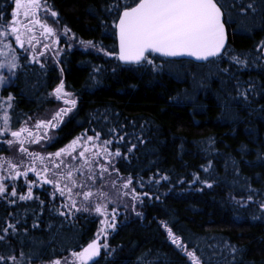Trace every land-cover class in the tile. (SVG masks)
Masks as SVG:
<instances>
[{"label": "trees", "instance_id": "1", "mask_svg": "<svg viewBox=\"0 0 264 264\" xmlns=\"http://www.w3.org/2000/svg\"><path fill=\"white\" fill-rule=\"evenodd\" d=\"M48 3L59 13L60 26L67 25L77 36L102 42L106 51L117 53L115 26L101 9L105 0H48ZM90 6L97 10L99 18L89 13ZM13 9L14 0H0L5 20H11ZM101 19L107 24H101ZM251 39L244 32L236 33L235 48L249 46ZM13 46L24 67L17 70L12 85L0 90V95L12 93L15 97L14 128L18 127L16 113L33 116V120L47 119L52 110L60 107L61 101L48 93L61 79L66 91L77 98L76 107L49 133L57 137L55 142L50 146L33 144L30 150H58L90 128L93 114L105 108L118 112L120 121L125 124L135 121L139 126L148 122L146 143L137 145L134 156L129 154L130 163L118 159L115 166L124 176H133L132 186L137 192H148L150 196L143 199L142 205L137 203L135 211L129 207L125 214L123 207L119 209L118 224L108 237L109 247L102 250L95 264H194L171 242L161 221L183 238L190 251L195 250L201 264H264V211L258 209L257 203L250 202L241 208L230 199V196L246 198L248 186L264 190V111L261 110L264 93L250 95L249 103L241 101L236 118L222 119L219 114L223 107L215 97L202 96L206 111H196L183 95L186 82L169 72L170 69L185 70V62L190 59H169L151 53L149 59L163 65L155 70L146 63L123 64L115 55L106 56L91 50L86 54L76 45L65 48L58 61L43 62L41 67L40 63L31 62L30 54L24 53L19 45ZM95 66L103 70L93 80L90 74ZM233 67L239 79L257 81L253 68L237 71ZM3 74L9 75L6 70ZM177 96L179 102H172L170 98ZM97 131L102 130L97 127ZM89 133L93 134L91 130ZM209 140L214 143L209 144ZM116 147L112 145L113 149ZM120 148L122 153L126 152L123 145ZM0 154L19 159L15 148L9 150L2 143ZM209 160L212 168L206 173L201 166H206ZM157 170L166 173L171 183H145L143 189L136 185L138 176L147 181ZM193 173H198L201 180H208L212 187L200 182L190 183ZM20 183L17 188L22 192L25 187ZM48 188L46 185V191L36 188L34 193V197L45 202L42 213L35 199L11 206V213L24 214V210H28L26 222L22 221L17 228L28 229L23 236V250L39 253L32 264L68 256L72 250L79 251V246H86L94 238L99 226L98 220L87 213L65 219L50 212ZM105 190H110L107 185ZM111 191L116 196L115 190ZM260 199H264V195L258 192L254 200ZM124 203L131 204V198L125 197ZM0 210V217H4L2 205ZM31 210H36L35 216ZM136 212L143 215L137 216ZM34 222H38L37 228L32 227ZM11 244L18 255L20 243L11 239ZM225 244L238 251L231 253ZM7 250L6 245H0V252Z\"/></svg>", "mask_w": 264, "mask_h": 264}, {"label": "snow or ice", "instance_id": "2", "mask_svg": "<svg viewBox=\"0 0 264 264\" xmlns=\"http://www.w3.org/2000/svg\"><path fill=\"white\" fill-rule=\"evenodd\" d=\"M14 4L15 7L10 14L11 20H5L4 12L0 10V57H3L0 59V90L10 87L16 78L17 70L24 67L14 44L19 45L24 53L31 54V62L40 63L43 67L39 57L45 54L57 58L60 56L61 35L68 48L75 43L82 47L86 54L91 50L106 56L115 55L125 63H146L155 70H160L163 65H157L155 61L149 59L152 52L165 57L188 55L202 61L213 58L215 62H222L227 59L229 65L235 66L237 71L249 67H264L257 64L258 60H264V40L256 44L255 54L252 51L237 53L227 44L226 28V23H239L237 17H247L249 14L255 15L264 11V0H130V2L105 0L102 11L111 18V23L118 30V53L106 51L101 46L102 42L85 40L77 36L67 25L59 28L50 25L47 22L49 16L53 20L60 17L48 0H14ZM88 11L99 18L94 7L90 6ZM101 24L106 25L107 22L101 19ZM236 31L233 29V34ZM37 45L41 46L40 50L37 49ZM25 59L28 57L25 56ZM4 70L9 75H4ZM102 70L101 66H95L90 79L95 80ZM218 71L234 81L236 89L234 100L249 103L250 95L255 97L264 93V82L258 84L252 78L241 80L230 68ZM48 95L62 101L64 106L52 110L47 119L37 117L33 120V116L23 112L16 113L15 123L18 127L15 128L12 115L15 112V97L12 93L7 96L0 95V143L6 145L9 150L15 148L19 156V159H14L0 154V201L13 206L18 202L35 199L39 204V212L42 213L45 202L38 196L34 197L33 188L46 191L47 185L52 188V191L47 193L50 198V212L65 219L78 213L102 217L99 220L100 228L86 246H79V251H69L68 256L42 262V264H95V258L100 255L101 248L109 247L107 237L110 231L116 229V217L121 214L119 209L123 207L125 214L129 207L135 211L136 204L142 205L143 199L150 196L148 192H137L136 187L132 186L133 176L131 174L124 176L115 166L118 159L130 163L129 154L134 156L137 145L146 143L145 132L148 130V122L145 121L139 126L135 121L125 124L120 121L118 112L105 108L93 114L92 121L89 122L90 128L84 129L55 152L33 151L30 150L33 144L50 146L55 142L57 137L50 135V130L57 129L64 117L77 105V98L73 93L66 91L62 79ZM170 99L174 103L179 102V96ZM261 110L264 111V106ZM97 127L102 131H97ZM90 130L92 135H89ZM212 143L214 142L209 140V144ZM113 144L117 145L114 150ZM120 145L126 148L125 153L121 152ZM201 168L207 173L212 168L211 160ZM29 173H33L35 179L29 180ZM157 175L159 179L156 178ZM192 175L194 179L190 183L200 182L209 188L212 187V183L201 180L198 173ZM21 177L24 178L23 187L27 190L18 194L16 183ZM161 181L171 183L166 173L157 170V173L147 181L138 176L136 185L143 189L145 183L158 185ZM106 185L109 191L105 190ZM111 190H115L116 196ZM258 192L264 195V190L248 186L249 194L246 198L236 199L230 196V199L241 208L247 207L250 202L257 203L258 209L264 211V199L258 202L254 200ZM125 197L131 198V204L124 203ZM57 198L61 201L58 205ZM156 199H159V196ZM27 211L24 210V214L10 212L8 213L10 219L0 217V245H6L8 249L7 252H0V264H32L34 258H39V253L31 250L26 253L23 250V236L28 233V229L17 228L22 221L26 222ZM31 211L35 216L36 210ZM136 215L142 216L143 213L136 212ZM161 224L167 230L171 242L194 264H201L195 250L190 251L183 238L177 236L167 223L161 221ZM38 226V222L32 224L33 228ZM102 238L104 243H101ZM11 239H16L21 245L18 255L16 248L11 244ZM225 247L231 253L238 251L229 244H225Z\"/></svg>", "mask_w": 264, "mask_h": 264}, {"label": "rangeland", "instance_id": "3", "mask_svg": "<svg viewBox=\"0 0 264 264\" xmlns=\"http://www.w3.org/2000/svg\"><path fill=\"white\" fill-rule=\"evenodd\" d=\"M14 7H15V4H14ZM237 19L239 20V23H226V27L229 28V30L231 31V34H230V39H232L231 44H230L231 48L237 53H244V52L252 51L253 54H255L256 44L259 41L264 40V11L257 12L255 15L249 14V16L247 17L240 16V17H237ZM47 22L50 25H53L54 27H57V28L60 27L58 21L53 20L50 16L47 18ZM241 28L246 29V30L241 31L240 30ZM233 29L237 30L235 34L244 32L247 35H249L252 38L250 45L236 49L235 48L236 46L234 45V42H233V38H235V34H233ZM76 45L77 44L73 43L72 47ZM59 47L62 49V52L64 51L65 48H67L64 37L62 35H61ZM37 49L40 50L41 46L37 45ZM60 56L57 58V57H53L51 55L45 54V56L39 57V60L43 63V62H50L51 60L54 59L56 62L59 60ZM30 57H31V54H30ZM257 64L264 65V61L258 60ZM185 66H186V69L183 71L176 70V69H170L169 72L172 73L175 77H177L181 81L186 82L185 89H183V95L189 102H191L194 105L196 111H206V104L204 103V99L202 98V96L203 97L208 96V97H215L219 105L223 107L222 111L219 114L220 118L222 119L232 118L233 119L239 116L241 101L233 99V97L236 96V89L234 88V81L228 75L218 71V69L230 68V70L234 72L236 75V72L234 71V67L229 65L227 59L223 60L222 62H215L214 59H210L209 61H203V62H199L196 60H191V61L186 60ZM252 68L255 70V77L257 78L258 84L260 82H264V67L258 66V67H249L245 69L247 71H251ZM243 80H245L244 77H243ZM60 106L61 107L64 106L62 101H61ZM89 135H92V134L89 133ZM28 179L29 180L35 179L34 174L29 173ZM20 182L24 184L23 177L18 179L16 183V188L18 187V184ZM49 187H50L49 190L52 191L51 186ZM10 189H11V185H9V190ZM35 189L36 188H33V192ZM17 193L18 194L21 193L20 190H17ZM56 201L58 202V204L61 202L59 198H57ZM109 207L111 208L112 205H109ZM93 216L98 220V223H99V220L102 217L98 218L95 215ZM119 216L120 215L116 217V226L118 224ZM99 228H100V223H99L98 229ZM112 232L113 231H110L109 235ZM108 237L106 241L107 244H108ZM104 242L105 241L102 238L101 243H104ZM103 249L104 248H101V252Z\"/></svg>", "mask_w": 264, "mask_h": 264}, {"label": "flooded vegetation", "instance_id": "4", "mask_svg": "<svg viewBox=\"0 0 264 264\" xmlns=\"http://www.w3.org/2000/svg\"><path fill=\"white\" fill-rule=\"evenodd\" d=\"M227 28V27H226ZM227 30H228V42H227V44L228 45H230L231 44V41H232V39H230V34H231V31L229 30V28H227ZM61 107V106H60ZM59 107V108H60ZM47 186V185H46ZM49 187V186H48ZM50 188V187H49ZM48 188V189H49ZM18 190V189H17ZM26 188L22 191V192H26ZM35 191H36V189L34 190V192H33V194L35 193ZM50 191V190H49ZM51 192V191H50ZM40 192H38L37 193V195L39 194ZM1 202L2 201H0V206L2 205L3 206V212H4V218H9L10 219V217H8V213H10L11 212V206H9V205H7L6 203H4V202H2V204H1ZM0 213H1V210H0Z\"/></svg>", "mask_w": 264, "mask_h": 264}, {"label": "water", "instance_id": "5", "mask_svg": "<svg viewBox=\"0 0 264 264\" xmlns=\"http://www.w3.org/2000/svg\"><path fill=\"white\" fill-rule=\"evenodd\" d=\"M116 41H117V53L119 52V35H118V30H116ZM228 42V41H227ZM152 53H155L159 56H162L160 53H156V52H152ZM164 58H175V57H165V56H162ZM178 58H186V59H190V60H196V61H199V62H203L202 60H198L196 57H192V56H188V55H184V56H176ZM210 59H213V58H210ZM209 59V60H210ZM121 61V60H120ZM123 64H135V63H125L124 61H121ZM97 258V257H96ZM95 258V259H96Z\"/></svg>", "mask_w": 264, "mask_h": 264}]
</instances>
